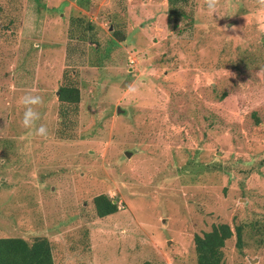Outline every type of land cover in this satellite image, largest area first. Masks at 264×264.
I'll return each mask as SVG.
<instances>
[{"label":"rangeland","instance_id":"374dc122","mask_svg":"<svg viewBox=\"0 0 264 264\" xmlns=\"http://www.w3.org/2000/svg\"><path fill=\"white\" fill-rule=\"evenodd\" d=\"M178 11L0 0V238H45L52 264H196L193 236L226 224L222 263L264 264V7ZM26 93L46 138L21 125ZM98 195L117 211L98 218Z\"/></svg>","mask_w":264,"mask_h":264},{"label":"trees","instance_id":"16d2710c","mask_svg":"<svg viewBox=\"0 0 264 264\" xmlns=\"http://www.w3.org/2000/svg\"><path fill=\"white\" fill-rule=\"evenodd\" d=\"M185 1L166 0L168 17L179 13L178 7ZM55 94L60 106H75L79 102V91L72 85L59 86ZM64 111L61 110L60 117H63ZM92 205L98 218L117 211L116 205L104 195L95 196ZM233 233L239 247L241 230L238 226L232 232L226 224L212 225L208 232L194 235L192 242L196 264H223L221 248ZM0 264H52L49 244L45 238H35L31 243L20 238H0Z\"/></svg>","mask_w":264,"mask_h":264},{"label":"clouds","instance_id":"9594fccd","mask_svg":"<svg viewBox=\"0 0 264 264\" xmlns=\"http://www.w3.org/2000/svg\"><path fill=\"white\" fill-rule=\"evenodd\" d=\"M257 3L264 7V0H257ZM204 4L209 14L218 16V8L220 0H204ZM25 28L29 31H35V20L33 17H28L25 21ZM129 91H133L131 88ZM20 104L23 106V116L21 120L22 127L26 130L29 136H38L46 138L49 135V130L46 125L40 123L42 116L38 111L44 105V99L39 94L26 93L20 98Z\"/></svg>","mask_w":264,"mask_h":264},{"label":"water","instance_id":"95a60500","mask_svg":"<svg viewBox=\"0 0 264 264\" xmlns=\"http://www.w3.org/2000/svg\"><path fill=\"white\" fill-rule=\"evenodd\" d=\"M117 112H119V110L117 109ZM128 153H126V155H127Z\"/></svg>","mask_w":264,"mask_h":264}]
</instances>
